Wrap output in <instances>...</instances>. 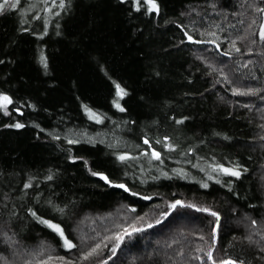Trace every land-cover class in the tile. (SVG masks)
Masks as SVG:
<instances>
[{"label":"trees","instance_id":"1","mask_svg":"<svg viewBox=\"0 0 264 264\" xmlns=\"http://www.w3.org/2000/svg\"><path fill=\"white\" fill-rule=\"evenodd\" d=\"M156 2L158 14L143 0L139 12L132 0H65L63 10L19 0L0 12V94L13 101L0 110V264H264V0ZM116 84L128 93L123 112ZM110 121L160 160L147 145L126 152L49 134ZM181 153L188 166L169 161Z\"/></svg>","mask_w":264,"mask_h":264},{"label":"snow or ice","instance_id":"2","mask_svg":"<svg viewBox=\"0 0 264 264\" xmlns=\"http://www.w3.org/2000/svg\"><path fill=\"white\" fill-rule=\"evenodd\" d=\"M18 2H19V0H16V3H10V0H3V3H0V12H2L5 9L6 6H10L11 8H15L17 6ZM69 2H70V0H69ZM119 2L120 3H128V0H119ZM54 3H55V0H54ZM132 4L134 5V10L136 12H139L141 10V7H142L141 0H132ZM143 5L147 6V9H146L147 13H149V14H151L153 12H155L157 14L159 13V6H158L156 0H143ZM58 6L62 10L65 9V7H66L65 0H60V3H59ZM257 11L264 13V8H258ZM57 15H59V13H57ZM254 22L255 21H253V23ZM260 38H261V40H264V26L261 27ZM189 39H191V37H189ZM233 47H235L234 43H233ZM235 50L236 51H240L239 48H236ZM2 62L3 61H0V63H2ZM41 63L44 65L45 68H47V61H46V58H44L43 56L41 57ZM234 94L247 95V94H250V93H240V92L234 91ZM127 95H128L127 91L124 88H122L119 84H116V97H117V99L113 100V104L121 112L125 111V109H124V107L121 106L120 100H122ZM12 103H13V101L8 95L0 94V110H2L5 115H9L8 106L11 105ZM85 111L88 114L89 119H95L97 123H101L102 122L100 117L96 113H94L90 109H88L87 107H85ZM182 122L183 121H177V123H182ZM9 126L10 127H15L17 129L24 127V125L20 124V123H16L14 125H9ZM68 142L69 143H75L76 141L69 140ZM144 143L148 144L149 142H148V140H145ZM157 143H159V141H157ZM169 148H171V146H169ZM145 155H147V153H145ZM151 156H152V158H154L156 160H160V153L155 151V150L152 151ZM126 158L127 157H125V156H120L119 157V159H121V160H124ZM212 170H213V172H220V173H223L225 175H230V176H233V177H236V178H239L241 176V172L237 168H226L223 165H215V166L212 167ZM201 171H203V169H201ZM177 174L180 175L181 173L178 172ZM92 175L93 176H99L100 179L104 180L105 182L110 183V181L108 180V177L103 175L102 173L92 172ZM164 175L167 176V173H164ZM48 179L50 180V179H52V177L49 176ZM208 179L211 180V179H213V177L211 175H209ZM216 182L219 183V180H217ZM113 186L119 187V188H125V185H123V184H117V185H113ZM201 186L204 187V188H207L208 184L207 183H203ZM24 187L25 188L31 187V183L30 182L26 183L24 185ZM125 190L127 191L126 188H125ZM177 205H181V201H179V200L175 201V203L172 204L171 207L172 208H176ZM188 206L192 207V205H188ZM199 210L205 211V212H210V214L212 216L216 217L217 218V226H218V224H219V215H218V213L211 212L207 208L199 209ZM59 211L62 212L63 209H59ZM32 215L35 217L36 213L33 212ZM36 218L39 220L40 223L46 225L48 228H50L54 232H56L63 239L64 246L66 248L75 247V245L72 244V242L70 240H68L64 236V231L58 224L52 223L51 221H48V220L41 219L39 217H36ZM252 223L255 224V221H252ZM149 227H152V225L150 224ZM139 231H142V229L133 228V232H139ZM125 235L131 237L132 233L125 231ZM117 239L123 241V236L117 237ZM201 239H203V237H201ZM96 248H99V245H97ZM96 248H93L90 252L85 254L83 259H85V260L89 259V257H91L96 252ZM262 251H264V249H262ZM207 255H208L209 259H212L211 251H209L207 253ZM49 259H51V257H49ZM60 259H63V257H61ZM105 264H106V262H105ZM221 264H237V262L234 261V260H224V261L221 262ZM239 264H244V262L240 261Z\"/></svg>","mask_w":264,"mask_h":264},{"label":"rangeland","instance_id":"3","mask_svg":"<svg viewBox=\"0 0 264 264\" xmlns=\"http://www.w3.org/2000/svg\"><path fill=\"white\" fill-rule=\"evenodd\" d=\"M262 26H264V18L260 25V31ZM108 124H109L108 126H105L104 128L99 129L98 131L95 132H87L82 130H69L65 133L51 132L49 134L52 137L62 138L67 142L69 140L76 141L74 144H78V143H86L90 145L100 144L108 148L119 149L126 152H135L140 149H144L146 145L148 146V148L154 150L153 146L150 143L148 144L144 143L145 138L141 140L142 144H136V143L134 144L133 140L129 141V139H127V137L124 134V132L126 131L124 126L113 125L114 121L113 122L110 121V123ZM169 159H170L169 161H172L175 164L182 167L188 166L190 163V158L185 153H181L177 157L175 156L169 157ZM233 168H238V167L233 165Z\"/></svg>","mask_w":264,"mask_h":264},{"label":"water","instance_id":"4","mask_svg":"<svg viewBox=\"0 0 264 264\" xmlns=\"http://www.w3.org/2000/svg\"><path fill=\"white\" fill-rule=\"evenodd\" d=\"M187 38H188V42L191 43L192 42V39H189V36H187Z\"/></svg>","mask_w":264,"mask_h":264}]
</instances>
